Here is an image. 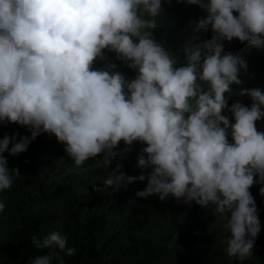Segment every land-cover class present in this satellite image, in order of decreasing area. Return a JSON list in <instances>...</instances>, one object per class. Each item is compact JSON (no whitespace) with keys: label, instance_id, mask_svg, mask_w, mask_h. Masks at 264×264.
Wrapping results in <instances>:
<instances>
[{"label":"clouds","instance_id":"obj_1","mask_svg":"<svg viewBox=\"0 0 264 264\" xmlns=\"http://www.w3.org/2000/svg\"><path fill=\"white\" fill-rule=\"evenodd\" d=\"M183 2L206 13L191 32L211 35L190 39L177 53L148 31L156 28L162 0H0V125L28 132L0 138V192L19 176L4 153H23L42 133L63 145L74 169L97 156L108 166L120 143L125 149L141 143L135 166L150 169L147 176L126 175L117 163L105 188L115 192L146 179L135 197L214 206L225 221L224 251L243 264L260 232L249 189L259 185L264 197V130L255 123L264 119V88H241L250 103L228 104L247 65L223 45L236 39L264 49V0ZM104 49L134 77L117 71ZM97 60L106 63L94 67ZM30 239L36 249L76 251L57 231ZM53 259L64 264L49 254L27 264Z\"/></svg>","mask_w":264,"mask_h":264},{"label":"trees","instance_id":"obj_2","mask_svg":"<svg viewBox=\"0 0 264 264\" xmlns=\"http://www.w3.org/2000/svg\"><path fill=\"white\" fill-rule=\"evenodd\" d=\"M178 1L180 5L162 0L156 28L148 30L163 47L177 53L190 39L195 44L211 35L210 31L191 32V23L206 13ZM223 47L247 65L239 75L241 84L233 85L228 104L239 100L247 105L249 97L239 95V90L264 88V49L236 39L224 42ZM102 51L108 62L117 65V71L127 79L134 77V69L117 60L113 52ZM180 56L182 59V53ZM105 63L97 60L93 66ZM255 123L264 130V119ZM13 132L28 134L15 123L0 125V138ZM140 144L134 142L125 149L120 143L108 166L97 156L78 169L73 168L63 145L44 133L23 153L9 156L5 152L8 167L17 168L19 176L9 189L0 192V200L5 203L0 212V264H27L30 258L42 254L58 256L64 264H239L224 251L226 245L221 241L225 221L213 212L214 206L186 205L171 196L163 201L156 195L135 197L134 193L145 187L146 179L115 192L105 188L103 180L117 163L126 175L143 172L147 176L150 169L135 166L136 154L143 147ZM258 188L254 184L249 191L257 205L260 232L253 255L243 264H264V197L258 195ZM51 231L65 236L66 247L75 248V254L65 256L57 249L33 247L32 235L43 238ZM52 264H56L55 259Z\"/></svg>","mask_w":264,"mask_h":264}]
</instances>
